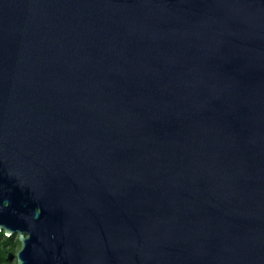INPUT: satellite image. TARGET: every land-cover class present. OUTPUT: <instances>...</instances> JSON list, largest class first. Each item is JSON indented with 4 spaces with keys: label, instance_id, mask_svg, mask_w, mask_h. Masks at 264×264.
I'll list each match as a JSON object with an SVG mask.
<instances>
[{
    "label": "water",
    "instance_id": "water-1",
    "mask_svg": "<svg viewBox=\"0 0 264 264\" xmlns=\"http://www.w3.org/2000/svg\"><path fill=\"white\" fill-rule=\"evenodd\" d=\"M0 221L25 264H264V0H0Z\"/></svg>",
    "mask_w": 264,
    "mask_h": 264
},
{
    "label": "clouds",
    "instance_id": "clouds-1",
    "mask_svg": "<svg viewBox=\"0 0 264 264\" xmlns=\"http://www.w3.org/2000/svg\"><path fill=\"white\" fill-rule=\"evenodd\" d=\"M10 176H15L16 173L12 170L9 171ZM35 192L36 199L40 198V193L36 192L35 188L32 189ZM10 203L9 200L5 199L3 201V206L7 207ZM41 215L40 207H36L34 213L31 216L21 214V217L27 222L29 229L35 227V220ZM32 236V231L12 229L9 226L0 224V264H7V251H12L15 253L14 260L12 264H25V261L21 257L22 251L26 247V242ZM5 245L8 247L5 248Z\"/></svg>",
    "mask_w": 264,
    "mask_h": 264
},
{
    "label": "flooded vegetation",
    "instance_id": "flooded-vegetation-1",
    "mask_svg": "<svg viewBox=\"0 0 264 264\" xmlns=\"http://www.w3.org/2000/svg\"><path fill=\"white\" fill-rule=\"evenodd\" d=\"M0 224H3V223H1V221H0ZM12 229H17L16 227H12ZM8 246L7 245H5V248H7ZM14 257H15V253H13L12 251H7V257H6V259H7V264H12V262H13V260H14Z\"/></svg>",
    "mask_w": 264,
    "mask_h": 264
}]
</instances>
